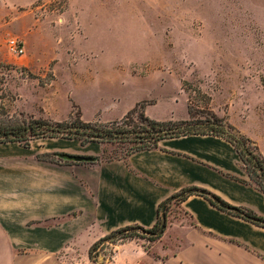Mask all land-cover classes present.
Wrapping results in <instances>:
<instances>
[{
	"label": "rangeland",
	"instance_id": "rangeland-1",
	"mask_svg": "<svg viewBox=\"0 0 264 264\" xmlns=\"http://www.w3.org/2000/svg\"><path fill=\"white\" fill-rule=\"evenodd\" d=\"M32 1L0 0V112L9 120L63 122L76 112L108 120L140 100L157 101L148 111L162 120L188 109L198 130H213L217 118L226 130L231 120L264 135V0ZM9 39L21 41L22 56L5 49ZM130 145L108 143L101 158ZM168 211L170 222L190 221L177 202ZM99 255L111 260V242L94 263Z\"/></svg>",
	"mask_w": 264,
	"mask_h": 264
},
{
	"label": "crops",
	"instance_id": "crops-1",
	"mask_svg": "<svg viewBox=\"0 0 264 264\" xmlns=\"http://www.w3.org/2000/svg\"><path fill=\"white\" fill-rule=\"evenodd\" d=\"M27 60L32 66L34 58ZM138 101L119 118L96 114L87 120L81 113V119L119 120ZM156 104L144 106L151 119L193 120L188 109L181 117L151 116L148 109ZM228 124L252 140L264 158V135L249 134L235 121ZM48 140L29 148L0 143V264H264V227L227 214L199 195L180 203L190 221L168 220L162 237L151 243L156 254L132 239L112 244L111 260L89 258L90 247L112 231L153 227L159 205L185 187L205 189L264 217V194L247 183L238 153L226 139L207 133L164 138L155 149L111 160L101 158L108 143ZM53 152L98 160L65 163L36 157Z\"/></svg>",
	"mask_w": 264,
	"mask_h": 264
},
{
	"label": "trees",
	"instance_id": "trees-1",
	"mask_svg": "<svg viewBox=\"0 0 264 264\" xmlns=\"http://www.w3.org/2000/svg\"><path fill=\"white\" fill-rule=\"evenodd\" d=\"M2 109V107L0 106ZM190 113V110H188ZM135 121H127L130 117ZM6 118V119H5ZM214 126L211 131L198 130L193 121H157L149 118L144 112V103H137L122 119L109 123L85 122L79 112L72 113L69 120L63 122H48L42 119H29L27 121H11L0 112V143L15 142L29 148L30 141L39 138L75 139L81 144L88 142L97 143H129L126 153L119 157L125 159L131 153L141 150L157 148V143L164 138L178 137L187 134H214L226 139L233 145L242 162L243 169L248 176L249 184L254 185L264 194V158L257 151L253 142L241 135L226 130L221 120L213 119ZM106 150L104 151V153ZM38 159L54 162H72L70 155L62 152L46 153L36 156ZM93 161L98 157H91ZM116 159V158H114ZM246 183V181H243ZM190 195H199L211 205L227 214L241 218L256 226L264 227V217L257 215L251 209L233 206L211 192L198 187H185L171 195L159 205L157 221L151 228L133 225L126 226L100 238L89 249V258L93 259V252L105 242L116 244L125 240L145 238L151 244L159 240L168 224V207L170 203H180ZM142 233L143 236H140ZM147 250V248H145Z\"/></svg>",
	"mask_w": 264,
	"mask_h": 264
},
{
	"label": "built area",
	"instance_id": "built-area-1",
	"mask_svg": "<svg viewBox=\"0 0 264 264\" xmlns=\"http://www.w3.org/2000/svg\"><path fill=\"white\" fill-rule=\"evenodd\" d=\"M5 49L15 56H22L24 53L23 44L17 39H9L5 42Z\"/></svg>",
	"mask_w": 264,
	"mask_h": 264
},
{
	"label": "water",
	"instance_id": "water-1",
	"mask_svg": "<svg viewBox=\"0 0 264 264\" xmlns=\"http://www.w3.org/2000/svg\"><path fill=\"white\" fill-rule=\"evenodd\" d=\"M69 158L75 162H90V161H92V158L87 157V156L70 155Z\"/></svg>",
	"mask_w": 264,
	"mask_h": 264
}]
</instances>
